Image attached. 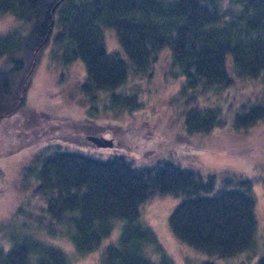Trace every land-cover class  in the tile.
Wrapping results in <instances>:
<instances>
[{"label": "trees", "instance_id": "1", "mask_svg": "<svg viewBox=\"0 0 264 264\" xmlns=\"http://www.w3.org/2000/svg\"><path fill=\"white\" fill-rule=\"evenodd\" d=\"M0 16L14 19L0 32V127L25 110L50 45L53 63L84 68L74 89L88 125L102 98L101 115L135 117L158 77L177 85L168 99L188 138L264 121V96L240 99L236 89L264 87V0H0ZM107 31L117 48H109ZM25 120L20 130L37 134ZM90 129L70 136L86 140ZM161 157L138 168L123 154L96 160L59 144L40 147L18 175L16 206L0 218V264H72L71 256L96 251L118 222L119 237L98 264H178L141 217L146 201L167 195L179 198L169 217L178 240L215 259L256 254L262 243L256 264H264L252 182L237 173L203 177ZM63 240L75 251L70 257Z\"/></svg>", "mask_w": 264, "mask_h": 264}, {"label": "rangeland", "instance_id": "2", "mask_svg": "<svg viewBox=\"0 0 264 264\" xmlns=\"http://www.w3.org/2000/svg\"><path fill=\"white\" fill-rule=\"evenodd\" d=\"M13 24V17L0 16V32L9 29ZM106 40L109 48L118 47L113 32L107 31ZM50 47L43 52L33 75L25 110L4 120L0 127V218L5 217L17 204L15 197L19 193L15 185L23 166L30 162L40 147L59 144L62 150L78 152L96 160H107L113 154H123L127 158H134L136 162L134 161L133 165L138 168L140 164L154 165L159 156H166L185 168L199 172L203 177L222 173H237L244 176L252 182L256 199L255 216L262 240L264 121L247 131L233 132L232 127L224 126L209 136L193 134L188 138L184 135L186 130L179 111L168 99L169 95L177 90V85L169 87L162 77H158L148 84L150 92H146L144 97L150 93L151 100L146 102L144 112L135 113V117L122 113V116L120 115L122 118L112 119L107 115H101L104 111L107 112L103 106L105 100L102 98L97 101V108L91 110L95 118L90 116L94 122L88 125L83 123L89 116L81 103L80 91L74 89L86 78L84 68L80 63L69 68H62L53 63ZM61 70H64V73L60 77ZM239 85L236 89L242 91V93L238 92L241 95H238L240 99L253 100L257 93L261 97L264 96V87L261 89V83L258 84L260 89L247 86L244 91L242 90L244 85ZM29 112L33 113L34 119L27 115ZM25 119H29L26 124L36 129L37 134L30 136L24 129L20 130L21 121ZM88 128L92 129L85 132L87 135L112 139L114 146L107 149L99 148L88 138L86 140L82 138L79 142L70 136H75L70 133L83 132ZM186 138L188 140H185ZM178 202L179 198L171 195L155 196L141 207V217L154 229L167 252L178 264H256L262 243L258 246L260 249L256 254L246 256V252H243L237 258L216 257L215 259L178 240L169 224L172 209ZM121 226L122 222H118L101 246L87 256H71L75 251L70 253L74 249L64 240L60 241V244L69 252L57 242L54 243L69 257L71 256L72 264H98L106 246L118 239Z\"/></svg>", "mask_w": 264, "mask_h": 264}, {"label": "water", "instance_id": "3", "mask_svg": "<svg viewBox=\"0 0 264 264\" xmlns=\"http://www.w3.org/2000/svg\"><path fill=\"white\" fill-rule=\"evenodd\" d=\"M88 140L91 141L96 147L99 148H110L113 147L114 143L112 139L105 138L103 136H97V135H88Z\"/></svg>", "mask_w": 264, "mask_h": 264}]
</instances>
